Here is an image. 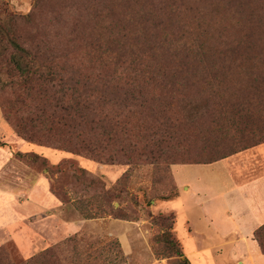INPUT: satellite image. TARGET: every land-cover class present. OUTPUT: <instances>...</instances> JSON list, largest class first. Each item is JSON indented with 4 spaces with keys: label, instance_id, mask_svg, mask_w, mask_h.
Returning <instances> with one entry per match:
<instances>
[{
    "label": "trees",
    "instance_id": "16d2710c",
    "mask_svg": "<svg viewBox=\"0 0 264 264\" xmlns=\"http://www.w3.org/2000/svg\"><path fill=\"white\" fill-rule=\"evenodd\" d=\"M0 91L21 139L100 165L159 167L177 191L172 166L264 143V0H38L28 16L0 15ZM149 217L156 258L190 264L176 215ZM255 239L264 253V226ZM72 242L20 264H84ZM0 264H14L4 246Z\"/></svg>",
    "mask_w": 264,
    "mask_h": 264
},
{
    "label": "rangeland",
    "instance_id": "374dc122",
    "mask_svg": "<svg viewBox=\"0 0 264 264\" xmlns=\"http://www.w3.org/2000/svg\"><path fill=\"white\" fill-rule=\"evenodd\" d=\"M37 1L0 0V15L3 18L12 15L28 16ZM45 10L43 21L51 23L50 10ZM23 29L27 28L21 26V30ZM24 33L29 34V31ZM0 97L4 99L6 95L0 91ZM27 154H36L40 156V160L24 157ZM74 159L76 163L65 162ZM80 165L100 178V182L89 185L91 177H82V173L75 168ZM198 170L204 169L197 166H177L173 173L181 187L185 181H190L195 186L197 178L192 173ZM12 172L15 173L14 176ZM18 175L21 190L27 193L29 187L36 184L35 197H42L50 210L45 214L37 212L33 218L28 216V212L22 211L28 220L21 224V233L18 234L16 228L15 231L10 228L12 242L4 247L14 264L23 263L47 248L69 239L77 243V250L85 257L84 264H170L168 259L158 260L154 254L153 239L160 229L149 217L150 214H165L157 209L163 202L160 197H172L177 193L172 191L170 176L159 167L100 165L53 147L27 142L12 132L0 107V182L3 181L5 186L13 189L17 187ZM30 213L32 215L34 212ZM39 216L48 221L43 223L46 228L37 226L36 230L41 236L34 238L35 227L29 217L35 221ZM88 216L91 219L87 220ZM84 220L90 222L83 226L81 224ZM4 234L7 235V232L4 231ZM182 239L188 258L196 250L215 248L213 262L227 264V244L196 243ZM220 245L224 246L217 252L216 247ZM119 246L125 259L120 257ZM196 259L193 256L189 260L200 264L202 260Z\"/></svg>",
    "mask_w": 264,
    "mask_h": 264
},
{
    "label": "crops",
    "instance_id": "0c3cea01",
    "mask_svg": "<svg viewBox=\"0 0 264 264\" xmlns=\"http://www.w3.org/2000/svg\"><path fill=\"white\" fill-rule=\"evenodd\" d=\"M177 166H197L204 170L192 173L197 178L195 186L185 181L181 187L173 173ZM177 166L172 167L177 196L163 201L157 209L176 215L174 232L179 241L186 238L196 243L227 244V264H264V253L255 239V233L264 226V143L213 164ZM19 180L18 175L17 187L13 189L0 182V247L12 242L10 228L21 233V224L28 220L25 212L33 218L37 212L45 214L50 210L42 197H35L36 184L25 193ZM41 216L35 221L29 217L35 227L34 238L41 236L37 226L46 228L43 223L48 220ZM88 222L84 220L80 224L84 226ZM223 246H217V252ZM213 250L215 248H202L189 257L201 259L200 264H216ZM185 256L190 264H195L186 253Z\"/></svg>",
    "mask_w": 264,
    "mask_h": 264
}]
</instances>
